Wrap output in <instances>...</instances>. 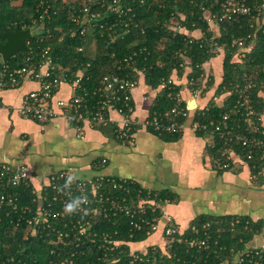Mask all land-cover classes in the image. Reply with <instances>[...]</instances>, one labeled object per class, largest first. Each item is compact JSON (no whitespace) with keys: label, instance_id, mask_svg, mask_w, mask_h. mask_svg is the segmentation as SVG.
<instances>
[{"label":"built area","instance_id":"obj_1","mask_svg":"<svg viewBox=\"0 0 264 264\" xmlns=\"http://www.w3.org/2000/svg\"><path fill=\"white\" fill-rule=\"evenodd\" d=\"M106 1L108 3L109 0L102 1V9L105 8ZM248 1H252L250 6L247 4ZM83 2L84 7L80 11H70L69 15L72 22L80 27L76 33L83 41L78 51L85 53L91 60L96 56V54L90 55V50L95 51L96 48L95 38L92 36L95 31L107 32L109 39L115 42L129 34L133 25L137 26L136 14L131 8L124 9L121 0L110 2L109 14L114 15L116 19L105 23H97L108 18L92 9L91 6L95 5L94 0H83ZM190 2L196 3L197 8L203 13V20L216 32V35L221 25L239 23L246 17L254 22L251 27L255 28V24L260 29L264 27V0H216L210 7L202 3V0ZM215 7L218 8V12H213ZM41 8L44 9V13L34 24L44 27L51 15L45 4L42 3ZM130 13H132L131 22L124 21L123 17ZM54 15H57V12H54ZM181 16L185 19L184 15ZM170 25L176 31L182 29L174 20ZM29 30L32 34L33 29L29 28ZM248 40H252V35L235 40L231 46L234 51L231 52L232 58L241 60L238 64H242L248 50L254 49L255 43L246 45ZM43 41V35L38 34L37 52L32 53L31 50V53L26 55L23 67L12 69L6 63L0 65V91L19 88L26 82L39 84L38 90L29 92L24 97L20 110L24 119L48 124L54 119L63 118L75 127L79 139L85 137L86 127L97 129L112 125L118 142L130 147L135 146V135L142 128L151 130L159 136H183L190 131L206 138L210 151L217 150L220 144L218 157L210 156L213 168L217 172L230 171L239 163L257 162L256 156L259 157L260 167L264 170V101L259 110L252 103V91L257 89L258 85L261 86L258 96L263 100L261 96H264V67L251 74L245 73L242 82L229 83L228 87H222L219 97L213 96L206 101V91L214 85L212 73L205 68V64L210 61L198 65L199 76H192L193 66L190 57L187 56L188 51H180L178 56L181 62L178 68L182 73L186 70L192 71L187 78L190 96L186 98L182 90L176 91L177 85L171 77L166 81L167 83H164V87L170 90L168 97L173 102V107L164 113L149 110L148 114L141 118L136 115L137 104L134 99L135 91L140 87L139 78L120 74L136 71L138 52L116 61L113 64L114 72L103 74L98 86L89 91L83 85L84 81H90V77L85 74L90 64L85 66V70L72 73L69 68H62L55 63L52 48L43 47L41 45ZM188 42L193 44L196 41L191 39ZM208 48V54H214L215 58L227 56L226 49L214 37ZM113 58H116L115 54L112 55ZM138 74L143 75L140 72ZM174 75H177L176 71ZM223 82L224 79L218 87ZM63 84L70 85L71 95L67 99H58ZM233 95L237 96V101L230 110V103L227 102ZM192 99L196 103L193 109L188 107V102ZM212 101L220 108L227 106V109L220 120L214 118L203 120L211 109ZM112 114H116L119 119H113ZM107 163L106 159L102 160L101 167L105 168ZM68 175L74 174L69 170L53 172L43 185L36 187L26 166L15 167L7 162L0 164V222H9L13 238L24 228V240L30 236L39 238L46 236L53 241L55 248H60V254L69 256L62 259L60 258L62 256L57 255L60 261L52 264H73V260L79 254L83 255L85 251L88 253V250H92L90 246L97 248L100 262L110 263L114 252L124 242L114 240L112 234L102 233L99 230L103 222H117L116 218L121 214L129 219L130 226L137 231L142 230L143 226L148 227L147 234L150 237L159 231L160 222L164 218L160 203H155L153 200H131V204L127 205V199L108 196L103 190V187L124 189L130 180L105 176L79 178L70 190L64 193L57 191L58 186L64 185ZM21 186L31 190L30 203H21L22 194L17 190ZM82 195L88 200V203L83 205V210L74 215L65 214L64 207L70 197ZM150 209L152 213L160 211V217L153 218V221L148 220L147 213ZM164 231L167 238L181 233L175 223H168ZM207 244L208 240L201 243L192 240L190 247L206 248ZM132 252L135 254L134 251ZM51 254L56 255L54 250ZM256 255H264V246L245 250L239 254L234 264H241L244 257ZM134 257L138 259L137 255ZM16 259V254H10L4 260H0V264H26Z\"/></svg>","mask_w":264,"mask_h":264},{"label":"trees","instance_id":"obj_2","mask_svg":"<svg viewBox=\"0 0 264 264\" xmlns=\"http://www.w3.org/2000/svg\"><path fill=\"white\" fill-rule=\"evenodd\" d=\"M17 1H21V4L14 6L13 3ZM102 1L94 0L95 5L91 7L108 20L103 22L99 20L97 23L113 22L116 18L109 14L108 10L112 0H109L108 3L106 1L104 9L101 8ZM121 1L124 9L131 8L136 14L137 26L133 25L129 34L115 42L109 39L107 32L95 31L92 36L95 38L96 56L92 60L86 57L85 53L78 51L83 39L76 33L80 27L72 22L69 15L70 11H80L84 7L83 0H0V32L35 29L34 22L39 20L44 13L41 4H45L49 8L51 17L45 22V31L42 34L44 41L41 45L43 47L50 46L55 63L62 68H69L72 73L85 70V66L90 64L85 73L87 77H90V81H84L83 85L89 91L98 86L99 79L103 74L114 72L113 64L116 61L132 55L134 52H138L139 56L136 71L120 74L139 78L138 73H143L146 85L152 90L164 87V83H167L166 81L173 76L174 71L179 75L182 74V70L178 68L181 62L178 56L180 51H188L187 56L190 57L193 66L192 76H199L200 70L197 66L215 59L214 54H208V44L213 37L227 52V56L222 62L224 82L215 89L216 97H219L222 87H228L229 83L242 82V76L245 73L251 74L264 67V27L260 29L256 24L255 28L251 27V24L254 23L251 18H242L239 23L221 25L219 33L216 35V32L203 20L202 11L197 8L195 2H190L191 0ZM215 1L202 0V3L210 7L215 4ZM251 3L252 1H248L247 4L250 6ZM217 10V7L213 8V12H218ZM54 12H57V15H54ZM181 15H184L185 19ZM131 18L132 13L123 17V20L131 22ZM172 20L179 23L182 28L180 31L171 27ZM196 32H201L203 38L197 39L190 36ZM249 35H252V40H248L246 45L250 46L255 43L254 49L247 52L241 65L233 62L231 55L233 42L237 39L248 38ZM191 39L196 42L189 44L188 40ZM0 42H5V40L0 39ZM38 45L37 37H33L29 41L32 53L37 52ZM113 54L116 58L112 59ZM26 55L21 54L6 64L12 69L21 68L24 66ZM260 77H262L261 74ZM257 87L252 91V103L259 110L263 106V100L258 96L261 86ZM175 88L176 91L182 89L179 85ZM169 91L166 87L163 88L150 108L152 112L164 113L173 107V102L168 97ZM236 101L237 96L230 97L227 102L230 103V110ZM226 109L227 106L220 108L212 101L211 109L203 120L211 118L220 120ZM161 137L168 140L180 138V136L169 135ZM219 146L220 144H218L217 150L210 151L208 149L210 155L217 158ZM255 160L257 162H251L250 167H252L253 174H259L262 170L259 157L256 156ZM17 190L22 194L21 203L31 202L32 195L29 188L21 186ZM103 190L108 196L113 195L115 198L127 199V205L131 204V200H153L155 203L162 204L167 200L173 202L175 199V195L171 192H150L132 181H128V185H125L124 189L103 187ZM155 217H160V211L152 213V209H150L147 219L152 220ZM116 221L114 223L103 222L99 230L102 233L112 234L114 240L124 242L114 252L110 263L100 262L97 248L90 246L92 250H88V253L85 251L83 255L79 254L73 260V264H234L240 253L251 248L250 244L262 233L264 227L261 223L253 222L249 218L198 217L189 228L173 237L167 238L165 231L162 230L160 241L163 245H149L144 247L143 251H135L133 254L130 244L146 242L150 238L147 234L149 228L143 226L142 230H135L130 226V221L124 214L118 215ZM11 230L8 221L0 222V260H4L10 254H16V260L20 259L26 264H52L60 261L57 255L62 256L60 257L62 259L69 258V256L60 254V248H55L52 244L53 241L46 236L43 238L30 236L24 240V228L17 233L15 238H13ZM192 240L199 243L208 240L207 247L191 248ZM53 250L56 255L51 254ZM134 255H137L138 259H135ZM241 264H264V255L244 257Z\"/></svg>","mask_w":264,"mask_h":264},{"label":"crops","instance_id":"obj_3","mask_svg":"<svg viewBox=\"0 0 264 264\" xmlns=\"http://www.w3.org/2000/svg\"><path fill=\"white\" fill-rule=\"evenodd\" d=\"M190 36L203 38L201 32ZM223 60L219 56L205 64L214 80L205 100L215 96L214 91L223 79ZM233 62L241 60L234 58ZM191 73L186 70L172 76L186 98L191 94L187 86ZM139 81L134 99L136 115L143 118L163 88L152 90L146 85L144 74ZM38 89V83L26 82L19 88L0 91V164L26 166L36 187L43 185L53 172L69 170L80 179L97 176L125 179L150 192L174 194L173 202L167 200L161 204L164 218L159 231L144 243L130 244L132 251L163 245L161 232L168 223H175L182 233L198 217L249 218L264 226V170L253 174L250 164L239 163L230 171L217 172L208 152V140L190 131L178 140H168L142 128L135 135L134 147L118 142L112 125L86 127L85 137L79 139L75 127L63 118L40 124L21 116L24 97ZM70 95V85L63 84L57 98L67 99ZM261 97L264 101V96ZM112 118L119 119L116 114ZM104 159L108 163L102 168ZM261 246H264V227L250 244V247Z\"/></svg>","mask_w":264,"mask_h":264},{"label":"water","instance_id":"obj_4","mask_svg":"<svg viewBox=\"0 0 264 264\" xmlns=\"http://www.w3.org/2000/svg\"><path fill=\"white\" fill-rule=\"evenodd\" d=\"M33 36L30 30L12 31V32H0V39L5 42H0V56L4 63H8L11 59L21 55L31 53L29 47V41ZM188 107L193 109L196 107L195 100L188 102Z\"/></svg>","mask_w":264,"mask_h":264},{"label":"clouds","instance_id":"obj_5","mask_svg":"<svg viewBox=\"0 0 264 264\" xmlns=\"http://www.w3.org/2000/svg\"><path fill=\"white\" fill-rule=\"evenodd\" d=\"M29 30V29H28ZM79 179L75 175H68L64 185L58 186L57 191L64 193L66 190H70L71 186ZM88 203L86 196H73L70 197L68 202L65 204L64 212L67 215H74L83 210V205Z\"/></svg>","mask_w":264,"mask_h":264},{"label":"rangeland","instance_id":"obj_6","mask_svg":"<svg viewBox=\"0 0 264 264\" xmlns=\"http://www.w3.org/2000/svg\"><path fill=\"white\" fill-rule=\"evenodd\" d=\"M21 4V1H17V2H14L13 5L14 6H18ZM45 31L44 27L40 26V25H37L35 27V29L32 30V35L33 37H37L38 34H43V32ZM95 54V51H93V49L90 50V55L94 56ZM2 59H1V56H0V62L2 63ZM162 204H165V203H162ZM167 244V243H166ZM146 247V246H145ZM165 248V246H164Z\"/></svg>","mask_w":264,"mask_h":264}]
</instances>
